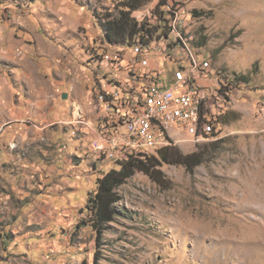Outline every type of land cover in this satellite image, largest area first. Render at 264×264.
Listing matches in <instances>:
<instances>
[{
	"label": "rangeland",
	"instance_id": "obj_1",
	"mask_svg": "<svg viewBox=\"0 0 264 264\" xmlns=\"http://www.w3.org/2000/svg\"><path fill=\"white\" fill-rule=\"evenodd\" d=\"M122 1L0 0V264H264V0H166L179 11L180 46L210 63L195 79L213 97L217 138L175 136L173 146L201 152L203 163H161L154 179L135 173L97 242L86 203L97 179L133 155L91 146L109 114L92 94L108 78L103 55L136 61L95 19ZM159 1L132 17L162 31L170 16ZM170 52L172 62L160 51L147 61L164 81L185 57ZM220 82L227 88L216 93Z\"/></svg>",
	"mask_w": 264,
	"mask_h": 264
},
{
	"label": "built area",
	"instance_id": "obj_2",
	"mask_svg": "<svg viewBox=\"0 0 264 264\" xmlns=\"http://www.w3.org/2000/svg\"><path fill=\"white\" fill-rule=\"evenodd\" d=\"M167 4L166 1L164 6L170 16L167 26L173 27L172 39H163L161 47L156 49L153 46L148 49L125 46L131 58L136 59L134 68L125 67V55L117 59L103 55L101 64L106 66L110 79L105 77L100 81L92 94L95 93V98L106 105L109 114H106L107 122H99L105 128L95 130L92 147L117 150L118 155L125 149H132L133 155L149 154L151 149H160L152 148V140H161L162 148L172 145L180 133H189L191 141L198 143L204 136H211L212 131H218L214 126L216 123L210 122L209 101L213 97L195 79L198 73H209L210 63L206 60L199 63L193 52L180 46L174 26L179 11ZM164 17L167 18L165 13ZM175 48H180L185 57L176 58L175 70L170 73L169 80L164 81L166 78L161 79L158 67L156 70L147 68V61L160 51V56L172 62L174 58L170 50L174 52ZM102 92H110L109 101H102ZM72 107L73 118H81L78 103ZM188 115H196L197 123L188 124ZM122 125L124 134L113 135V127Z\"/></svg>",
	"mask_w": 264,
	"mask_h": 264
},
{
	"label": "trees",
	"instance_id": "obj_3",
	"mask_svg": "<svg viewBox=\"0 0 264 264\" xmlns=\"http://www.w3.org/2000/svg\"><path fill=\"white\" fill-rule=\"evenodd\" d=\"M152 1L154 0H123L118 8L110 13L106 12L105 15L95 16L104 31L106 41L114 46L137 45L141 48H150L153 44L160 43L166 37L169 38L170 34H173V28L167 27L169 17L165 18L164 12L163 17H160V21L165 23L162 31L159 27L141 25L132 17L134 11ZM165 3V0H160L157 7L165 5ZM175 25L176 21L174 18ZM183 41L184 39H180V45H182ZM98 58L101 59V57ZM219 84L220 88L217 91L221 93L222 87L226 90L227 85H223L224 83L221 82ZM210 118L212 120L210 122L218 123L216 115L210 113ZM98 124L101 130L105 128L104 125ZM211 137L213 138L210 139L216 140L217 133L213 132ZM200 153L196 151L185 155L178 147L169 145L157 149L154 154L130 155L128 158L116 162V167H113L97 179L96 189L86 203L85 209L89 217L88 224L96 232L97 242H100L103 235L107 234L109 224L116 220L117 209L115 205L120 202L117 190L125 184L126 180L137 172L154 179L156 174H162L159 169L161 163L179 165L187 170H192L203 163V156Z\"/></svg>",
	"mask_w": 264,
	"mask_h": 264
},
{
	"label": "bare ground",
	"instance_id": "obj_4",
	"mask_svg": "<svg viewBox=\"0 0 264 264\" xmlns=\"http://www.w3.org/2000/svg\"><path fill=\"white\" fill-rule=\"evenodd\" d=\"M176 35L178 36L179 34H178V32H176ZM180 39H182L181 37H179ZM182 45H186V43L183 41L182 43H181ZM195 119H197V116L196 115H188L187 116V122L188 121H192V120H195ZM159 141H161V140H152V145H154L155 143H157V142H159ZM93 149H94V151H97L98 153L100 152V151H102L103 149H100L99 150V148H94L93 147Z\"/></svg>",
	"mask_w": 264,
	"mask_h": 264
},
{
	"label": "water",
	"instance_id": "obj_5",
	"mask_svg": "<svg viewBox=\"0 0 264 264\" xmlns=\"http://www.w3.org/2000/svg\"><path fill=\"white\" fill-rule=\"evenodd\" d=\"M62 98H63V99H66V98H67V94L64 93V94L62 95Z\"/></svg>",
	"mask_w": 264,
	"mask_h": 264
},
{
	"label": "crops",
	"instance_id": "obj_6",
	"mask_svg": "<svg viewBox=\"0 0 264 264\" xmlns=\"http://www.w3.org/2000/svg\"><path fill=\"white\" fill-rule=\"evenodd\" d=\"M102 99H103V96H102ZM124 133V132H123Z\"/></svg>",
	"mask_w": 264,
	"mask_h": 264
},
{
	"label": "clouds",
	"instance_id": "obj_7",
	"mask_svg": "<svg viewBox=\"0 0 264 264\" xmlns=\"http://www.w3.org/2000/svg\"><path fill=\"white\" fill-rule=\"evenodd\" d=\"M114 47H117V46H114Z\"/></svg>",
	"mask_w": 264,
	"mask_h": 264
}]
</instances>
